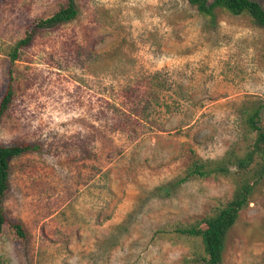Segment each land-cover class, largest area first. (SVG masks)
<instances>
[{"label": "rangeland", "instance_id": "1", "mask_svg": "<svg viewBox=\"0 0 264 264\" xmlns=\"http://www.w3.org/2000/svg\"><path fill=\"white\" fill-rule=\"evenodd\" d=\"M61 1L3 0L0 97L25 24ZM75 2L78 16L38 31L16 61L0 142L41 150L11 161L5 206L31 238L21 246L4 233L0 254L7 264H188L197 240L174 227L214 212L237 178L172 184L197 155L246 153L240 109L264 104V30L247 14L211 20L188 0ZM223 264H264V177Z\"/></svg>", "mask_w": 264, "mask_h": 264}, {"label": "trees", "instance_id": "2", "mask_svg": "<svg viewBox=\"0 0 264 264\" xmlns=\"http://www.w3.org/2000/svg\"><path fill=\"white\" fill-rule=\"evenodd\" d=\"M188 1L211 20L216 18L217 10L234 15L247 14L255 26L264 30V5L260 0ZM2 2L3 0H0V7ZM78 14L79 9L75 0H62L50 11L30 19L25 24L22 33L17 37L15 46L9 53L6 84L0 97V124L14 98L17 79L15 65L19 59L20 50L32 43L38 31L71 22ZM263 108L264 104L254 105L248 101L242 104L241 123L244 136H247L250 143L244 155H239L232 150L220 158H203L197 155L186 173L172 184L174 187L179 186L192 177L237 178L232 197L219 205L214 212L190 224H178L174 227L175 233L197 240L192 256L186 260L188 264H223L228 232L237 222L240 212L249 206L255 184L264 177V126L261 122ZM40 150L41 145L38 143L0 142V236L7 233L21 246L29 242L31 233L22 220L14 219L9 215L5 206V199L10 190L11 161L14 157ZM169 188L170 186H162L158 190L168 189L166 191L168 193ZM0 264H7L1 254Z\"/></svg>", "mask_w": 264, "mask_h": 264}]
</instances>
